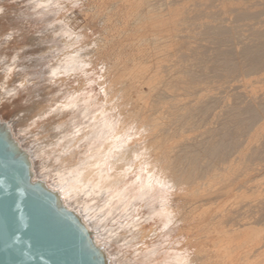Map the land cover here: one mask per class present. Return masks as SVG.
<instances>
[{
	"label": "bare ground",
	"instance_id": "6f19581e",
	"mask_svg": "<svg viewBox=\"0 0 264 264\" xmlns=\"http://www.w3.org/2000/svg\"><path fill=\"white\" fill-rule=\"evenodd\" d=\"M222 1L200 0L198 4L209 9L207 13L211 9L210 18H220L218 24L209 25L206 18L203 20L209 21L208 25H204L202 18L195 22L196 14L194 11L191 15L194 10L191 8L187 11L193 18H183V25L197 26L195 23L203 21L195 31L201 32L198 29L205 27L203 36L209 42L224 46L232 29L231 23L228 28L224 27L225 20L221 19L224 16H219L226 14L227 7L222 5L229 0ZM216 3L220 5L218 10ZM165 5H169L168 0ZM165 5L163 2L149 4L145 13L149 15L154 11L152 7L160 10L156 6ZM230 6L237 7L232 14L240 20L264 16V10L255 11L264 9V0ZM206 10L201 12L206 14ZM206 17L209 16L206 14ZM160 22L163 23L157 24ZM171 26L170 29L161 27L163 32L167 29L163 37L157 34L158 29L157 33L152 31L151 38L135 35L138 39L135 38L132 49L129 47L134 53L133 69H130L135 74L128 85H122L120 71L113 67L100 76V82L87 76V85L97 82L102 95L88 91L87 87L78 91L70 89L61 101L54 103L44 98L34 100L33 105L22 111L24 115L15 129H8L6 144L26 167V190L49 197L58 216L67 219L86 238L84 247L93 252L99 264L260 263L257 260L264 259L263 235L247 220L251 206L260 207L257 213L264 210V200L250 206L245 199L250 191L264 193V178L260 179V174L264 176V41L256 46L245 43L247 47H243L241 54L243 67L231 51L217 48L220 62L205 69L199 61L206 52L201 51L200 40L201 43L194 41L202 39L195 36L198 32L187 27L178 32L175 25ZM248 28L246 32L264 37V18L257 24H248ZM148 30L145 28V34ZM75 57L49 70L48 80L57 79L61 70L64 75L74 70L77 73L80 63ZM153 62L157 67L153 65L156 70L152 73ZM149 64L153 68L148 71ZM12 68L9 66L2 73V89L6 94L19 98V92L39 85L23 76L26 82L21 81L19 88H13L11 83L21 72ZM208 70L216 75L211 78L239 71L243 76L239 80L206 82L203 78ZM65 84V80L60 83ZM146 88L148 97H144ZM233 88V92L240 91L232 93L230 96L234 99L230 100L228 92ZM15 95L10 99L14 100ZM49 102V106L45 105ZM253 139L257 145L251 143ZM236 199L241 202L236 204ZM232 203L240 206L229 216L234 209L230 211V206L226 207ZM257 213L255 219H260ZM262 215L263 218L259 214L261 219L256 220L257 226H263ZM224 219L228 221L223 223ZM236 237L234 246L232 239Z\"/></svg>",
	"mask_w": 264,
	"mask_h": 264
},
{
	"label": "rangeland",
	"instance_id": "374dc122",
	"mask_svg": "<svg viewBox=\"0 0 264 264\" xmlns=\"http://www.w3.org/2000/svg\"><path fill=\"white\" fill-rule=\"evenodd\" d=\"M32 1H30V0H0V9L4 10L2 13H0V36H1L0 37V135L4 139V141L6 140L5 141L6 143H7V137H8L7 134H9V132H10V131H8V129L10 128L9 130H11V131L15 129V127L17 126L16 124H19L18 123L19 118L22 115H24V112H22V111L27 110V108L29 106L33 105V103L36 102L34 100L44 98L45 100L48 99V100H51L52 103H54L58 100L61 101L63 99L64 95H66V93H69L71 90H74V91L77 90L78 91L81 88L86 89L87 87L89 88L88 91L93 90L97 95H100V93L102 95L101 87L99 85H97L98 84L97 82L94 83L95 85L92 84L90 87H89V85H87L86 82L89 80V79H87L88 78L87 76L89 75L90 78H92V80H97L98 82H100L99 78H101L103 75L107 74L105 71L108 72V69L113 68V67H114L113 69L118 67L117 69H118V72L120 71L119 75L121 76L120 79L122 80V83H123L122 85L123 86L128 85L129 81L133 78V74H135L132 71L133 66H131L134 64V62L132 61L134 59V57H132L134 53L132 54L131 49H132V45L135 44V38L138 39V37H140V36H141V38H143V37L151 38L153 36L151 34V33H153L152 31H154V33H157V29L159 30L157 33L159 35V37L160 36L163 37V34H166L168 27L170 29L171 22H174V21L175 22L173 23V25L171 27H174V25H175L174 28L177 29V31L179 30L178 32L183 31L181 28L183 27V29H186L185 27H187V25L189 24V23L185 24V26H184L183 24L185 22H183V18H185L187 20L188 16L192 17L193 16L192 14L194 13V11L196 14V16H194L195 22H196V20H201V18H202V20H203V18L204 19L206 18L207 20L210 21V23H209V21H206V20L205 21L203 20L205 23L203 21H202V23L200 21L197 23L194 22L195 25H197V26H194V25L192 26L189 24L187 28H189L190 30H194V32H198V31H195V27L196 28L199 27L200 26L199 24H203V23H204V25L205 24L208 25V23H209V25L214 24V23L218 24L220 21L219 20L220 18L217 19V17H215L217 19L216 21L214 20L215 18L214 19L210 18V13L212 11L211 9L207 13V11L209 9L206 10V9H203L202 7H199L198 4H199L200 0H168L169 5H165V0H160V1L159 0H157V1L152 0L150 3H148L145 0H131V2H130V0L129 1L128 0H54L53 2H52V0L51 1L50 0H39V1L32 0ZM249 1L253 2L255 0H229V1H225L226 4H223V5L220 2L222 7L223 6H225V8L227 7V9H226L227 12H226V14H221L219 16H222V15L224 16V17L222 16L224 19L221 18L222 20H225V21H222L223 23H225L223 25H226L224 27H227V26L229 27L230 23H231L230 28L232 29V31L228 35L229 41L224 43L225 44L224 46L218 45L215 42L214 43L209 42L208 39H206L207 36H205V37L203 36V31L205 30V27H203L204 29L202 28L201 30L198 29L201 32L196 33L195 36L196 37L199 36V38H202V39L196 38V40H194V41H196L195 43H198L201 41L202 43L200 42L201 45L199 47H201V51L206 52V56L204 58H202L201 61L198 60L201 63L202 67H205V69H206V67L212 68L215 64L220 62L219 58H218V53H217L218 51H216L217 48H219V50H223V51L224 50L231 51L234 54L238 65H239V63H241L240 65H242V66H240V65L239 66L243 67L244 61L243 62L241 61V60H243V59H241L242 58L241 54L243 51V47H244V49L247 47L245 43H247V41H248V46H251V45L256 46V45H259L261 42L264 41V37H261L257 34L254 35V32H252V31L246 32L247 29L249 30L248 24H250V23L257 24L262 17L264 18V16H262V17L255 16V17H252L250 19L249 18L248 19L242 18L241 19L242 21H241L239 19V17L238 18L236 17L238 15L232 14L233 9L237 8V7L236 6L232 7V6H230L231 4H237V3L238 4H246V3H249ZM41 2H44L45 6ZM46 2L49 4V6ZM156 2H161V3L163 2V4L165 6H163V7L162 6L161 7L156 6L160 10H156V8L152 7V10H154V11H152L151 14L147 15L145 13V11H147V8H146V7H148L147 5L155 4ZM38 3H40V4H38ZM50 3H52V5ZM227 3H228V5H227ZM130 5H131V7H130ZM217 5L220 7V5L216 3V6ZM218 6H217V10H218ZM52 7L54 8V10ZM197 7L200 9H198ZM34 8L36 11L33 10ZM183 8H185V10ZM191 8L194 10L192 11ZM43 9L46 10L47 13L51 12L50 15L47 16L46 15L47 13H45V12L43 13V11H44ZM201 9L203 11L206 10V14L209 17H206V14L202 13L203 11ZM183 10H184V12H183ZM187 10H191L192 16L189 14L190 11H187ZM262 10H264V9L263 8H257L255 11L259 12ZM37 11L38 12L41 11V12L38 13ZM185 11L188 12L187 15H185L186 14ZM197 11H200V12L202 11L201 16H199L200 12H197ZM32 12H34V13L36 12L35 13L36 15L33 14ZM153 13H155V14L152 15ZM182 13H183V15H182ZM227 13H229V14H227ZM145 14H146V16H145ZM160 14H162V16H160ZM219 14H220V12H219ZM40 15L42 17L45 16V18H39V17H41ZM55 15H56V17H55ZM166 15H167V17H166ZM34 17H36V18H34ZM159 17L162 18L163 20H158V19H160ZM133 18H135V19H133ZM153 18L155 19V21L158 20V22L163 21L164 24L161 22L159 24H157L158 22L156 23L153 20ZM226 18H228V19H226ZM41 19H43V20H41ZM137 19L139 21H137ZM238 19L240 21H238ZM244 19L247 20L248 22L244 21ZM152 20L154 23H152ZM135 21H136V23H135ZM146 21H147V23H146ZM176 21H177V23H176ZM213 21H215V22H213ZM144 22H145V24H144ZM138 24H139V27L141 29L143 28V30H140V28L138 27ZM140 24H142V27L140 26ZM148 24L149 25L152 24V26H147ZM153 24H154V26H153ZM155 24H157V25H155ZM176 24H178V25H176ZM243 24H245L246 27ZM143 25H144V27L146 25V27H145L146 29L150 28V30H148L150 33V34L148 33L150 35V37L148 36V34H145V32H144L145 28L143 27ZM162 25L163 26L165 25V26L163 27ZM168 25H170V26H168ZM152 27H156V28H153V30H152ZM161 27L163 29L167 28L166 31L163 32L162 31L163 29ZM177 27L180 29H178ZM192 27H193V29H192ZM64 29H65V31H64ZM240 29L241 30L243 29V30L240 31ZM138 31L139 32L141 31V33H138ZM68 33H70V34H68ZM142 34H143V36H142ZM176 34H179V33H176ZM6 35H8V36H6ZM55 35H58V36H55ZM76 35L78 38L76 37ZM135 35H139V36L137 37ZM61 36L62 37L64 36V37L62 38ZM164 37H165V35H164ZM10 38H12V39H10ZM132 38H133L134 42H133ZM62 39H63V41H62ZM74 39H76L77 42H75ZM64 40H65V42H64ZM129 41H130V43H128ZM131 41H132V43H131ZM184 41H186V40H183V42ZM189 41L191 42L192 40H188L187 42H189ZM204 41H206V42H204ZM66 42H67V44L65 46L64 44ZM149 43H152V42H149ZM5 44H7V45H5ZM124 44H125V46L127 45L126 46L127 48L124 46L125 49L126 50L129 49V51L124 50V47H122ZM185 44H186V42H185ZM64 46L67 49H65ZM67 46H69V47H67ZM74 46L76 49L74 48ZM203 47L205 48L204 50H203ZM68 49H69V51H71V50L72 51L69 52ZM56 50H57V52H56ZM73 50H74V52H73ZM73 53H75L76 55ZM129 53H131V54H129ZM71 54H72V56H71ZM112 54H114V55H112ZM126 54H127V57H126ZM66 55H68V56H66ZM109 55H111V59H109L110 58ZM128 55H130V56H128ZM70 56L73 58H71ZM116 56H118V58ZM74 57L77 58L75 60H77L80 63L79 67L80 68L82 67V69L84 71H82L79 68L78 69L79 71L77 70V73H75L76 70H74V71L68 73V75H64L63 71L61 70L62 74H60L57 77V79H54L52 81L48 80V77L50 75V71L52 69L59 68L60 66H62V63H64L65 61H67L69 59H74ZM114 57H116V58H114ZM130 57H131V59H130ZM64 58H66V59H64ZM122 58H123L124 63L122 61ZM124 58L125 59L127 58V60L129 59V61L133 62V63H130L129 61L125 60ZM62 59H64V61ZM83 59H84V61H83ZM125 61H127L128 63ZM153 63H151L152 66L155 65V63L154 64ZM8 65L10 67H13L12 69L15 70L16 72H18V73L21 72L20 73L21 75H18L13 80V82L11 83V85L14 86L13 88H16V87L19 88L20 82L25 81L23 79H28V80H30L31 83L34 82L36 84H39L37 87H34V88L32 87L30 89V91L27 90L24 93L19 92V94H18L19 98H22V100H20L18 98V96H16L15 94H13V95H11L12 93L6 94V91H4L2 89V86H4L2 73L5 71V69L7 67H9ZM119 66H122L123 68L122 67L119 68ZM152 66L150 64L148 65V68H147L148 71H149V68L151 69L155 66L157 67V65H155L153 67ZM87 67L90 69H88ZM126 67H127V69H126ZM156 67L151 69L150 72H152V70L155 71ZM130 68H132V69H130ZM24 69L26 70L25 72H24ZM121 69H122V71H121ZM128 69H130L129 70L130 74L128 73L129 72ZM126 70H127V72H126ZM82 72H83V74H82ZM69 74H71V75L69 76ZM126 74L129 75L130 79H129V77H127L128 75H126ZM214 75L215 74H213L211 70H208L207 75L203 79L206 82H208L210 80L223 81V82L224 81H232V80H236L235 78H237V80H239V79H242L243 72L239 71L237 73H233L232 75L225 74V76L221 75L220 78H217V77L211 78ZM23 76H25V77L22 79ZM41 76H42V78H38ZM60 77H62L63 79ZM123 77H124V79H123ZM126 77H127V80L125 81ZM64 80L66 81V84L61 86L60 83H61V81H64ZM28 82H27V85L29 84ZM5 84L9 85V83H5ZM235 84L237 85V83H235ZM236 85H234V87H236ZM10 88H11V86L8 89H10ZM62 88L64 90H62ZM123 89H125V87H123ZM100 90H101V92H100ZM230 90H232V91L228 92L229 96L232 93L240 91V89H236L233 92L234 88L230 89ZM148 92L149 91L146 88L144 97H148L147 96ZM14 95L18 98V100L16 97L14 100L10 99V97L14 98ZM229 98H230V100L234 99L231 96ZM95 99H96V97H95ZM13 101H15V102H13ZM50 104H51V102L45 103V105H47V106H49ZM263 127H264V125H263ZM254 140L255 139L251 140V143L254 142L253 144L257 145L258 143L255 142L256 140L255 141ZM251 143L249 142V144H251ZM255 143H257V144H255ZM247 144L248 143H246L244 145H247ZM248 146H249V148H251L252 144L248 145ZM246 150L247 149L244 148L243 151L247 153L248 151H246ZM17 159L20 160L19 157ZM257 163H260V162H257ZM257 175H259V174H256V175L253 174V176H257ZM260 175H261L260 179L264 178V176L262 174H260ZM250 192L251 193H249V195H247V198L245 199L246 200L245 202L248 203L250 206L254 205L256 202H260L262 199L264 200V193L263 192H262L263 195L261 193L259 194V193H256L254 191H250ZM252 193H254V194H252ZM239 200L240 199H236L235 203L239 204L237 202ZM263 200H262V202H263ZM239 202H241V200ZM235 203H232V204L235 205ZM232 204H230L226 207V209H227L230 206V209L228 208L230 211L232 209H234L230 212L231 213L230 215L228 214L229 216H231L232 213L234 214V212L236 213L235 210H237V208L240 206V205L233 206ZM250 206H249V209L251 210V207H252V212L254 211V213L249 211L250 216H249V220H247V223H249V225L253 224L254 226L258 227L261 230L260 233H262V234H260V236H262V235L264 236V223H263V226L262 225L257 226V223H259L257 221H259L261 219V216L263 218L262 214H264V210H262V211L259 210L261 213H259V212L257 213L256 211L260 207L257 208V206L256 207L254 206L255 207L254 208L253 206H251V207ZM227 212L229 213V211H227ZM256 213L258 214L257 217H260V219L258 218L259 220L257 218L255 219ZM259 214L261 216H259ZM252 216H253V218H252ZM223 221L226 222L228 220L224 219V220H222V222ZM250 221H253V222L251 223ZM234 228L236 229L237 227H234ZM263 236L261 238H263V240H264ZM236 239H237V237L232 239V242H233L232 244L234 246H236V244H237ZM263 240H262V242L264 243ZM257 261H259L260 263L252 262L251 264H257V263L258 264H261V263L264 264L263 263L264 259L263 260L259 259Z\"/></svg>",
	"mask_w": 264,
	"mask_h": 264
},
{
	"label": "water",
	"instance_id": "95a60500",
	"mask_svg": "<svg viewBox=\"0 0 264 264\" xmlns=\"http://www.w3.org/2000/svg\"><path fill=\"white\" fill-rule=\"evenodd\" d=\"M25 168L0 135V264H99L49 197L26 190Z\"/></svg>",
	"mask_w": 264,
	"mask_h": 264
},
{
	"label": "snow or ice",
	"instance_id": "6c2138e0",
	"mask_svg": "<svg viewBox=\"0 0 264 264\" xmlns=\"http://www.w3.org/2000/svg\"><path fill=\"white\" fill-rule=\"evenodd\" d=\"M4 10L3 9H0V13H2Z\"/></svg>",
	"mask_w": 264,
	"mask_h": 264
}]
</instances>
